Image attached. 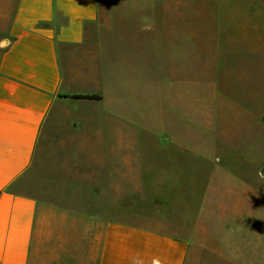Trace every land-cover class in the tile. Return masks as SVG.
Masks as SVG:
<instances>
[{
	"label": "crops",
	"instance_id": "obj_1",
	"mask_svg": "<svg viewBox=\"0 0 264 264\" xmlns=\"http://www.w3.org/2000/svg\"><path fill=\"white\" fill-rule=\"evenodd\" d=\"M109 1L122 18L118 58L116 40L103 37L102 0H0V264H264V214L221 215L239 207V194L219 196V218L194 222L190 174L178 172L165 231L141 211L160 203L158 172L132 178L134 188L127 172H108L113 148L120 163L135 89L150 108L157 85L158 105L160 38L139 49L127 35L191 41V0Z\"/></svg>",
	"mask_w": 264,
	"mask_h": 264
},
{
	"label": "rangeland",
	"instance_id": "obj_2",
	"mask_svg": "<svg viewBox=\"0 0 264 264\" xmlns=\"http://www.w3.org/2000/svg\"><path fill=\"white\" fill-rule=\"evenodd\" d=\"M109 3L118 1L102 0L103 37L116 40L112 53L118 58L115 31L122 18L119 12L109 13ZM190 3V42L188 33L185 38L182 32L127 35L139 49L156 47L152 36L160 38L158 105L157 85L150 108L147 93L135 89L137 103L122 132L126 143L120 163L114 160L113 148L107 170L127 172V184L133 188L132 178L150 182L158 172L160 203L141 211L144 220L165 231L170 229L169 200L178 172L190 174L191 185L185 191L191 194V211L186 216L194 222L200 217L219 218L223 194L240 195L235 199L238 208L220 209L223 217L264 214V0ZM143 15L133 12L132 18L147 20ZM233 179L246 182L232 186L226 181ZM227 200L222 198L225 204Z\"/></svg>",
	"mask_w": 264,
	"mask_h": 264
},
{
	"label": "trees",
	"instance_id": "obj_3",
	"mask_svg": "<svg viewBox=\"0 0 264 264\" xmlns=\"http://www.w3.org/2000/svg\"><path fill=\"white\" fill-rule=\"evenodd\" d=\"M72 99L79 101H100L101 97L96 95H76Z\"/></svg>",
	"mask_w": 264,
	"mask_h": 264
},
{
	"label": "clouds",
	"instance_id": "obj_4",
	"mask_svg": "<svg viewBox=\"0 0 264 264\" xmlns=\"http://www.w3.org/2000/svg\"><path fill=\"white\" fill-rule=\"evenodd\" d=\"M134 264H143V262L139 259H136L134 260ZM152 264H162V262L159 258H155L153 259Z\"/></svg>",
	"mask_w": 264,
	"mask_h": 264
}]
</instances>
